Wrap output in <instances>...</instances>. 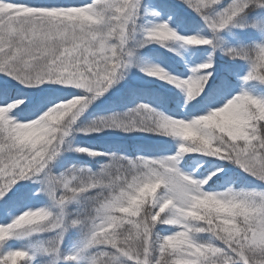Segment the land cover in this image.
Masks as SVG:
<instances>
[{
  "label": "snow or ice",
  "instance_id": "obj_1",
  "mask_svg": "<svg viewBox=\"0 0 264 264\" xmlns=\"http://www.w3.org/2000/svg\"><path fill=\"white\" fill-rule=\"evenodd\" d=\"M0 264H264V0H0Z\"/></svg>",
  "mask_w": 264,
  "mask_h": 264
},
{
  "label": "trees",
  "instance_id": "obj_2",
  "mask_svg": "<svg viewBox=\"0 0 264 264\" xmlns=\"http://www.w3.org/2000/svg\"><path fill=\"white\" fill-rule=\"evenodd\" d=\"M84 142L87 143L88 142L87 139Z\"/></svg>",
  "mask_w": 264,
  "mask_h": 264
}]
</instances>
